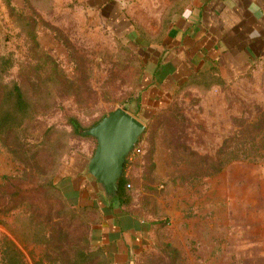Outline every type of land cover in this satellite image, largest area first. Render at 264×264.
Returning a JSON list of instances; mask_svg holds the SVG:
<instances>
[{
  "label": "rangeland",
  "instance_id": "rangeland-1",
  "mask_svg": "<svg viewBox=\"0 0 264 264\" xmlns=\"http://www.w3.org/2000/svg\"><path fill=\"white\" fill-rule=\"evenodd\" d=\"M169 9L166 0H0V84L20 89L29 106L14 101L15 110L34 120L18 140L35 151L44 129L56 133L53 168L31 176L92 228L89 251L98 254L104 211L120 210L147 227L134 264H264V46L213 47L227 35L183 34ZM2 106L0 125L13 109ZM117 108L146 126L127 159L122 210L85 178L97 141L81 134ZM28 167L0 139V209L15 192L4 177L29 181ZM43 236L27 205L0 214L2 249L11 242L26 264L76 262L74 244L58 255Z\"/></svg>",
  "mask_w": 264,
  "mask_h": 264
},
{
  "label": "trees",
  "instance_id": "trees-1",
  "mask_svg": "<svg viewBox=\"0 0 264 264\" xmlns=\"http://www.w3.org/2000/svg\"><path fill=\"white\" fill-rule=\"evenodd\" d=\"M5 90L6 88L0 84V109L3 107L2 103L8 105L9 102L13 109L10 111L9 119H1L2 125H0V139L3 140V143L9 148L11 154L15 158L29 165L28 168L31 170V173L27 174L25 179L29 181H23L22 179L15 181V179L4 177L3 180L9 183V186L14 188L15 192L8 197L10 199L9 203L4 209H0V214L9 213L27 205L31 210L32 223L39 228L42 227V230H44V236L42 239L49 247L50 251L54 253L57 252L58 255L64 256L66 251H63L62 244L69 246L72 243L75 246L74 249L71 250L73 254L72 257L75 258V260L77 259V263L75 262L74 264H97L98 258L101 260L99 263H101L103 259L102 248L97 249L98 254L85 249L88 247L87 241L90 239L88 234L91 232L92 228L90 229L88 224L80 223L79 215L75 211L69 212V209H67V207L61 202L60 198L50 196L49 193L47 195V193L43 192L42 195H40L39 191L42 187L41 185H38L37 181H35V177L32 178L31 176L34 171V166L41 168L43 172L49 171L53 168L56 147H54V141L52 138L56 133L52 131V128L44 129L42 131V139L40 140L41 145L38 143L35 146V151L30 143L18 140L26 130L23 128L24 122H33V115L27 113V109L23 113H18L15 110L14 101H16L17 110H22V106H29L19 88L15 87L14 90L7 93ZM15 92H19V94L15 95ZM71 125L74 129L78 131L80 130L79 124L76 121H71ZM29 154L31 157H28ZM31 161H34V165L31 164ZM127 165L128 162L126 163L125 173L120 184V208L124 206L127 200L125 196V188L128 184V179L126 177ZM28 175H30V179H28ZM26 184H31L32 188L24 189L23 186ZM127 186H130V184ZM32 195H34V197ZM115 204L116 203L113 204L112 208L115 207ZM88 207L94 209L95 206ZM94 210H96V208ZM125 214L131 215L126 212ZM131 216L140 219L135 215ZM76 233L81 236H77ZM6 243L7 244L4 247L5 249H2L0 246V264H26L22 254L13 246V244L11 242ZM82 244H85L86 247L84 248Z\"/></svg>",
  "mask_w": 264,
  "mask_h": 264
},
{
  "label": "crops",
  "instance_id": "crops-1",
  "mask_svg": "<svg viewBox=\"0 0 264 264\" xmlns=\"http://www.w3.org/2000/svg\"><path fill=\"white\" fill-rule=\"evenodd\" d=\"M111 1L120 3L127 0ZM166 1L170 7L168 17L179 18L177 26L183 34L227 35L223 39L218 37L217 42H211V46L219 49L222 42L227 43L226 48L235 50L264 46V0ZM197 40L186 36L183 44L202 46L200 43L206 41L205 37L199 42ZM104 213V221L97 230L102 236L98 246L103 250L105 264H134L140 254L138 247L142 245L146 225L120 210H106Z\"/></svg>",
  "mask_w": 264,
  "mask_h": 264
},
{
  "label": "water",
  "instance_id": "water-1",
  "mask_svg": "<svg viewBox=\"0 0 264 264\" xmlns=\"http://www.w3.org/2000/svg\"><path fill=\"white\" fill-rule=\"evenodd\" d=\"M146 126L122 108H117L95 127L81 131L97 141L93 157L84 176L94 183L109 205L119 204L120 184L129 155L133 152Z\"/></svg>",
  "mask_w": 264,
  "mask_h": 264
}]
</instances>
